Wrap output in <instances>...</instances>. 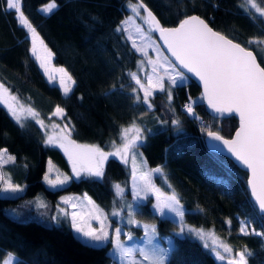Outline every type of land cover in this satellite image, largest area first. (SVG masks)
<instances>
[{"label": "trees", "instance_id": "1", "mask_svg": "<svg viewBox=\"0 0 264 264\" xmlns=\"http://www.w3.org/2000/svg\"><path fill=\"white\" fill-rule=\"evenodd\" d=\"M48 2L21 0L22 10L52 51L54 64L63 66L75 81L71 92L65 95L58 85L48 81L32 55L29 33L18 24L14 11L6 9L5 0H0V82L42 119L50 118L55 107L63 108L72 139L78 143L110 150L113 141L120 143V128L133 120L151 129L145 132L141 152L151 168H163L168 183L159 174L154 177L155 183L168 193H177L185 209V222L214 232L233 248V254L247 246L252 253L248 264H264V237L239 231L241 223L249 221L250 227L264 232V214L254 207L248 174L228 157L211 151L205 143L206 133L201 130L202 123L208 124L213 131L230 137L238 127L237 117L211 116L201 99L199 85L191 78L173 88L171 105L175 113L168 111L165 94L157 92L152 99L154 113L142 115L145 106L135 102L131 91L135 84L128 73L139 68L143 55L133 47L122 26L129 13L128 3L137 0H56L58 7L52 13H42L39 7ZM143 3L164 27L177 25L185 16H201L214 29L252 49L264 66L262 44H247L250 38L264 39V16L252 11L246 0ZM256 3L264 8V0ZM189 97L196 101L199 120L181 110ZM156 116L168 123H158ZM173 118L181 121L179 130L172 125ZM21 123L23 127L0 103V150L5 148L16 158L4 165V174L26 187L19 197L0 195V261L6 252H13L19 257L17 264H113L111 243L89 246L68 223L47 225L36 219L20 220L7 208L22 197L43 195L57 201L65 194L78 193L88 194L111 214L131 196L128 166L118 157H109L102 178L84 176L50 188L43 180L49 161L65 172H71L70 162L61 148L45 143L44 132L35 119ZM115 184L126 189L120 199L115 194ZM152 204V196L140 203L136 218L156 224L162 238L174 237L169 264H223L194 234L186 231L183 237L177 236L178 223L170 217H160ZM132 228L134 236H142L141 227Z\"/></svg>", "mask_w": 264, "mask_h": 264}, {"label": "snow or ice", "instance_id": "2", "mask_svg": "<svg viewBox=\"0 0 264 264\" xmlns=\"http://www.w3.org/2000/svg\"><path fill=\"white\" fill-rule=\"evenodd\" d=\"M246 2L252 9H255L256 13L264 16V8L260 7L256 0H246ZM5 4L7 10L14 11L18 24L30 34L32 55L47 72V62L52 56L51 50L44 44L37 29L25 15L21 0H5ZM130 6L136 16H140L141 9L146 12V16L141 17V19L149 26L148 32L138 26L137 31L144 43L138 45L133 40V47L144 56L148 55L146 49L150 47L154 48L157 53L156 59L149 57L147 61L141 60L139 62V70L142 72L145 71L146 64L151 65V72H146L143 80L137 72L128 73L130 80L135 84L131 89L135 102L145 106V112L142 115L147 114L148 111L154 113L155 106L152 99L156 92L165 94L168 111L175 113V108L171 105L172 91L173 88L183 86L187 81L188 77L183 69L198 77L203 84L201 99L206 100L207 105L215 113L221 115L225 113L236 114L239 117V127L232 139H226L219 131H213L208 124L202 123L201 130L206 133L211 141L220 142L226 147L236 161L250 172L247 183L254 201V207H258V210L264 213V66L258 62L257 56L249 50V47L242 46L234 39L215 31L200 16H185L178 21L177 26L164 27L143 3V0H137ZM57 7L56 0H50L40 11L50 14ZM131 20L132 17H129L122 23L127 25ZM123 30L126 31V29ZM117 31H121V29L118 28ZM152 32L159 33V39L163 40L166 50L171 53L174 61L162 54L161 48L152 39ZM247 44L249 46L264 44V39L250 38ZM261 59L264 60V57ZM57 71L63 74L59 79V84L63 88L64 94L67 95L71 92L69 84H74L75 81L66 69L59 68ZM49 79H54V77L50 76ZM8 92L9 89L0 83V102L7 106L17 123L23 127L16 108L9 103V98L4 95ZM141 92L142 96L140 95ZM10 99L16 101L17 97L11 96ZM195 104L196 101L189 97L188 103L182 105V108L186 115L199 120L200 117L195 112ZM27 112L36 118V123L41 128L45 127L44 121L38 119L39 114L34 109L28 108ZM63 114L64 109L59 106L53 113V115L61 118ZM155 119L160 124L168 123L167 120H162L159 116H156ZM171 123L177 130L180 129L181 121L178 118H173ZM52 127L58 128L59 125L54 124ZM64 128L67 129L68 125H64ZM71 131L72 129H69L66 134L60 135L55 140L52 136H48L45 143L59 146L64 150L71 162L72 171L76 178L81 177L82 174L102 178L104 176V163L110 156L118 157L125 164L129 163V157H131L132 193L137 205L126 203L123 207L112 211L113 217H120L121 213L127 209V224L139 227L142 222L136 218L137 206L140 202L147 201L150 196H154L155 204L152 205V208L155 213H158L162 218L167 217L169 213L178 218L179 232L177 236L183 237L187 231L204 241L203 246L205 248L211 247L212 252L219 260H227V264H248V257L252 253L247 249V246L243 250L236 251L233 255V248L216 237L214 232L209 233L202 228L186 226L184 221L185 209L177 193L174 190L168 193L154 182V176L159 174L164 182L168 183L162 167L144 169L146 161L143 159L139 162L138 167L136 158L143 156L139 149L146 139L144 133L146 131L150 133L151 129H145L136 120H133L129 126L120 128L118 133L120 144L117 145L113 141V151L111 152L104 151L98 145L77 143L71 139ZM61 132L63 133V129ZM209 147L215 151L219 145L210 144ZM6 154L7 149L0 150V164L15 161L16 158L12 155H7L5 159ZM51 171L52 166L51 161H49V173ZM71 178L65 175L61 179L58 174L56 179L52 180L47 174L44 176L45 181L53 188L58 185L62 186ZM0 184H2L0 191L5 193L24 191L19 184L12 182L10 176L6 178L2 172H0ZM168 187L171 188V184H168ZM114 190L117 197H123L125 189L120 184H115ZM77 199L79 198L64 197L62 202L75 209L78 205L73 201ZM85 199L87 204L91 205L87 216L76 211L68 212L65 208L58 206V215L52 219L59 223V216L68 218L71 227L91 242L89 246L103 247L111 243L110 257L113 259V264H169V253L172 248L165 249L153 245V240L159 235L155 224H143L144 236L140 238H146L147 244L152 247L128 246L127 242L135 239L132 231L125 232L121 227H113L108 219V214L100 209L91 198L85 197ZM92 221L98 222L99 226L93 227ZM228 223L230 224L231 221ZM239 231L244 235L264 237V232H258L254 227H250L249 221L242 222ZM122 236L125 239H122ZM208 236L213 238V245L211 246L206 241ZM216 241H219L218 245ZM168 242L169 245L174 243L172 238H168ZM4 257L0 264H17L19 261V257L13 252H6Z\"/></svg>", "mask_w": 264, "mask_h": 264}, {"label": "rangeland", "instance_id": "3", "mask_svg": "<svg viewBox=\"0 0 264 264\" xmlns=\"http://www.w3.org/2000/svg\"><path fill=\"white\" fill-rule=\"evenodd\" d=\"M49 3V2H48ZM136 2H129V13L125 16V19L123 21H125L126 19H128L129 17H132V20L130 23H128L127 25L123 24L122 23V26L124 29H126V32L128 33L129 37H131V40L133 42V40L136 41V43L138 45H142L144 42L141 40L140 38V34L138 33L137 31V28L138 26L143 28V30L145 32H148L149 30V26L147 23L144 22L143 19H141V17L145 16V13L143 11V9L140 10V16H136V14L132 11V8H131V4H134ZM47 4V3H46ZM45 4H43L42 6L39 7V10L44 6ZM250 7V6H249ZM250 9L252 11H255V9H252L250 7ZM55 10V9H54ZM43 13V12H42ZM46 14V13H45ZM259 14V13H257ZM260 15V14H259ZM151 36H152V39L153 41H155L156 45L159 46L162 50V54L163 55H166V53L164 52V50L162 49V47L160 46L158 40H157V37L156 35L154 34V32L151 33ZM29 37H30V34H29ZM45 44V43H44ZM46 45V44H45ZM47 46V45H46ZM48 48V46H47ZM49 49V48H48ZM148 55L147 56H144L143 54V58L142 60H145L147 61V59L149 57H151L152 59H156V56H157V53L155 51L154 48H147L146 49ZM260 52H262V57H264V44H262L260 46ZM52 53V51H51ZM141 53V52H140ZM167 56V55H166ZM38 61V60H37ZM38 63L40 64V62L38 61ZM41 66V64H40ZM59 68H63L65 69L63 66H59V65H56L54 64V61H53V55L51 56V58L48 60L47 62V72L45 71V68L41 66V69L42 71L44 72L46 78L48 79V81L52 84H56L58 85L60 88V84H59V79L61 77V75H63L62 73L58 72L57 69ZM67 71V70H66ZM134 72H137L138 75H140L141 79L143 80L146 72L147 73H150L151 72V65H145V71L142 72L139 70V68L134 71ZM68 73V72H67ZM54 77V79H49V77ZM188 77V75H187ZM73 79V78H72ZM189 80V77L187 79V81ZM186 81V82H187ZM185 82V83H186ZM1 83V82H0ZM166 84H167V81H166ZM4 85V84H3ZM6 88H8L6 85H4ZM74 84H69V87L73 88ZM9 89V88H8ZM62 91H63V88H61ZM64 93V91H63ZM157 93V92H156ZM155 93V94H156ZM142 94V92H141ZM6 97L9 98V103L12 104V106L14 108H16L17 110V115L20 116L21 118V122H25L28 118H33L28 112H27V109L30 108L28 105H26L25 103H23L20 99H16V101H12L10 99L11 96H15L11 90L9 89V92L7 94H4ZM143 95V94H142ZM16 97V96H15ZM1 104H3L6 108L7 106L0 102ZM22 106V107H21ZM56 109V107H55ZM55 109L53 110V112L51 113V115L49 116L50 118L48 119H42L38 116V119L40 120H43L44 121V125L45 127L42 128L43 132H44V135H45V141L48 139V136H52L53 139L55 140L57 137H59L60 135L62 134H66L67 131L69 129H71V126L68 124V122L64 119V114H63V117H58V116H55L53 115V113L55 112ZM15 119V118H14ZM36 120V118H33ZM16 120V119H15ZM59 125L58 128H53L52 125ZM68 125V128L65 129L64 128V125ZM129 126V125H128ZM63 129V133L61 132V130ZM144 135L146 136V133H144ZM71 139H72V131H71ZM78 143V142H77ZM79 144H82V143H79ZM120 144V143H119ZM117 144V145H119ZM92 145V144H90ZM59 147V146H58ZM60 148V147H59ZM5 149V148H3ZM1 149V150H3ZM62 149V148H61ZM63 150V149H62ZM104 150V149H103ZM106 152H111L113 151V148L110 149V150H104ZM64 152V150H63ZM139 152H141V149H139ZM65 153V152H64ZM142 153V152H141ZM7 155H11L8 151H7V154L5 156V159L7 158ZM66 155V153H65ZM67 156V155H66ZM112 157V156H110ZM68 158V157H67ZM137 165L139 167V162L141 161V159H143L144 161H146L144 155L142 157L140 156H137ZM69 160V159H68ZM11 161H8L7 163H3V164H0V172H2L4 174V165L10 163ZM70 162V161H69ZM106 162V161H105ZM70 165H71V162H70ZM105 165V163H104ZM129 168V171H130V174H131V185H130V190H131V196H128L127 197V200L124 199L122 202L123 204L125 205L126 203H132L134 206L137 205V201L134 199V196H133V193H132V161H131V157H129V163L126 164ZM51 166H52V171L49 173V167L45 173V175L47 174L49 176L50 179L52 180H55L57 175L59 174L60 175V178L63 179V177L65 175L69 176V177H72L71 179H69L65 184H63L62 186L68 184L69 182H71L73 179H79L81 177H84L86 175H81V177L79 178H76L73 171H72V166H71V172H65L61 169H59L57 166H55L52 162H51ZM104 167V166H103ZM156 168V167H155ZM144 169H154V168H151L147 161H146V164L144 165ZM5 175V174H4ZM44 175V176H45ZM6 177V176H5ZM155 177V176H154ZM7 178V177H6ZM12 180V179H11ZM45 184L50 187V188H53L47 181H45V179H43ZM13 182V181H12ZM155 182V180H154ZM14 183V182H13ZM16 184V183H15ZM23 189L24 191L22 192H18V193H5L3 191H0V195L1 196H8V197H19L21 195H23L26 191V187L24 186V184H19ZM158 186V185H157ZM58 187H61V185H58L57 187L55 188H58ZM122 187V186H121ZM0 188H2V184H0ZM124 188V187H122ZM54 189V188H53ZM125 189V188H124ZM126 191V189H125ZM125 191H124V194H125ZM64 197H69V198H79L77 200H74L73 203H76L78 206L73 209L71 207H69L68 205H65L63 204L62 202V198ZM85 197H89L91 198L88 194H78V193H69V194H65L63 195L62 197H60L59 199H57V201H52L50 200L49 198H46L45 196L43 195H37L35 197H30V198H26V197H22L16 204L14 205H11L10 207L7 208V212L9 214H11L12 216L20 219V220H29V219H36V220H40L42 222H44L45 224L47 225H53V224H62V223H68L71 227V224L68 220V218L64 217V216H59L58 219H59V223H57L56 221H54L52 218L54 216H57L58 215V206L60 208H65L68 212H72V211H76L78 213H82L84 214L85 216H87V213L89 211V209L91 208V205H88L87 204V201L85 199ZM151 197V196H150ZM153 197V204H155V197ZM120 199V197H118ZM125 198V197H124ZM92 201H94L92 198H91ZM95 202V201H94ZM144 202V201H142ZM140 202V203H142ZM96 205H98L96 202H95ZM152 204V205H153ZM41 205H46V206H41ZM99 206V205H98ZM139 206V205H138ZM137 206V208H138ZM100 209H102L100 206H99ZM103 210V209H102ZM104 211V210H103ZM105 212V211H104ZM107 213V212H105ZM112 213V212H111ZM108 214V219L109 221L112 223L113 227H121L125 232L131 230L133 235L134 232H135V228H132V227H137L135 225H128L127 224V220H126V216H127V209H125L124 212L121 213V216L120 217H113L110 213H107ZM167 217H170L172 218L173 220H175L176 222L178 221V218H176L174 216V214H171L169 213ZM139 220V219H138ZM141 221V220H140ZM185 221V220H184ZM141 225L139 227H141L143 229V234L141 237L144 236V228H143V224H154V223H148V222H145V221H141ZM92 226L93 227H98V222L96 221H92ZM178 223V222H177ZM186 226H189V227H193V228H199V227H195V226H190L188 225L186 222H185ZM156 226V224H155ZM72 228V227H71ZM156 229H157V226H156ZM203 229V228H202ZM73 232L79 237L81 238L83 241H85L86 243L88 244H91L90 241L87 240V238H83L81 236V234H78L73 228H72ZM205 230V229H204ZM158 232V230H157ZM179 232V229L177 230L176 234ZM205 232H209L211 233V231H206ZM159 234V233H158ZM185 234V233H184ZM216 236V235H215ZM135 239L132 240V241H128V246H139V247H152L151 245H148L147 244V239L144 238V239H140L141 237H137V236H134ZM122 239H125L124 236L121 237ZM168 238H172L173 242H174V237L171 236V235H167V236H164L163 238L158 235L154 240H153V245L155 246H158L160 248H165V249H168V248H172L173 245H169V242H168ZM206 241L207 243L211 246L213 245V238L211 236H208L206 237ZM204 243V241H203ZM174 244V243H173ZM216 244L218 245L219 244V241H216ZM111 245V244H110ZM111 248H112V245H111ZM209 249L211 250V247H209ZM212 251V250H211ZM221 252H222V249H221ZM212 254L215 256V254L212 252ZM170 255V253H169ZM235 255V254H233ZM215 258L217 259V261H219L220 263H223V264H227V260L225 261H221L219 260L216 256Z\"/></svg>", "mask_w": 264, "mask_h": 264}, {"label": "water", "instance_id": "4", "mask_svg": "<svg viewBox=\"0 0 264 264\" xmlns=\"http://www.w3.org/2000/svg\"><path fill=\"white\" fill-rule=\"evenodd\" d=\"M148 8V7H147ZM149 9V8H148ZM150 10V9H149ZM144 13H145V15H146V12L144 11ZM153 13V12H152ZM154 14V13H153ZM193 15H197V14H193ZM197 16H199V15H197ZM201 17V16H200ZM157 18V17H156ZM202 18V17H201ZM202 19H204V18H202ZM205 20V19H204ZM206 21V20H205ZM207 22V21H206ZM208 23V22H207ZM209 24V23H208ZM175 26H177V25H175ZM175 26H173V27H175ZM209 26L211 27V28H213L210 24H209ZM214 29V28H213ZM215 31H218V30H216V29H214ZM220 32V31H219ZM222 33V32H221ZM223 34V33H222ZM225 35V34H224ZM227 36V35H226ZM156 37H157V40H158V42H159V44H160V46L162 47V49L164 50V52L166 53V55L170 58V59H173V61H174V58L173 57H171V53L170 52H168L167 50H166V45L164 44V42H163V40L162 39H159V33L158 32H156ZM228 37V36H227ZM228 38H230V37H228ZM230 39H232V38H230ZM235 42H238V41H235ZM239 43V42H238ZM242 46H244V45H242ZM249 50H251V51H253L252 49H250L249 48ZM253 53H254V55H256V53L253 51ZM257 56V55H256ZM257 60H258V62H259V59H258V57H257ZM263 66V65H262ZM183 71L185 72V74L186 75H188V77L189 78H191L193 81H195L198 85H199V87H200V89H201V96H202V93H203V84H202V82L199 80V78L198 77H196L194 74H192V73H189L186 69H183ZM203 100V99H202ZM203 102H204V105H205V109H206V111L211 115V116H213V117H216V118H227V117H229V116H235V117H237V119H238V127H239V117H238V115H236V114H227V113H225V114H223V115H221V114H218V113H215L208 105H207V101L206 100H203ZM238 127L234 130V132H233V134H232V136H230V137H226V136H224L226 139H232V138H234V135H235V131L238 129ZM222 135V134H221ZM223 136V135H222ZM205 143H206V145H207V147L210 149V147H209V145L210 144H217V145H219V148L217 149V150H215V151H213V150H211V151H213V152H216V153H218V154H220V155H223V156H226V157H228L229 159H231L240 169H242V170H244V171H246L247 172V174H248V176H247V181H248V179L250 178V172L246 169V168H244L238 161H236V159L234 158V156H232L229 152H228V150H227V148L226 147H224L223 145H221L220 144V142H217V141H211L210 140V138L207 136V135H205ZM247 186H248V183H247ZM248 189H249V186H248ZM249 192H250V189H249ZM252 198V197H251ZM252 200H253V198H252ZM254 202V201H253ZM257 209H258V207H257ZM260 212V211H259ZM261 213V212H260ZM261 214H264V213H261Z\"/></svg>", "mask_w": 264, "mask_h": 264}, {"label": "built area", "instance_id": "5", "mask_svg": "<svg viewBox=\"0 0 264 264\" xmlns=\"http://www.w3.org/2000/svg\"><path fill=\"white\" fill-rule=\"evenodd\" d=\"M187 103H188V101H186V102L183 103L182 105H185V104H187ZM182 105H181V110H183ZM183 111H184V110H183Z\"/></svg>", "mask_w": 264, "mask_h": 264}]
</instances>
